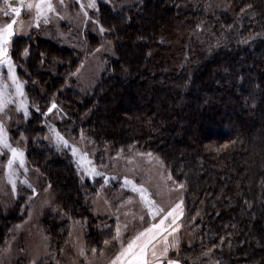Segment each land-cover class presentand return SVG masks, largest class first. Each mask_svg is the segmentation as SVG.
<instances>
[{"label":"trees","instance_id":"trees-1","mask_svg":"<svg viewBox=\"0 0 264 264\" xmlns=\"http://www.w3.org/2000/svg\"><path fill=\"white\" fill-rule=\"evenodd\" d=\"M99 16L117 59L90 95L68 86L81 62L74 50L33 38L12 46L31 107L14 134L27 138V160L60 209L42 221L53 252L74 222L85 223L90 251L112 232L93 214L94 186L45 140L55 104L65 134L152 154L186 187L197 229L188 256L264 264V0H140L119 13L101 5ZM25 217L22 202L0 208V257Z\"/></svg>","mask_w":264,"mask_h":264},{"label":"rangeland","instance_id":"rangeland-1","mask_svg":"<svg viewBox=\"0 0 264 264\" xmlns=\"http://www.w3.org/2000/svg\"><path fill=\"white\" fill-rule=\"evenodd\" d=\"M139 1L63 0L61 3V0H51L55 11L48 13L47 23L45 18H41L39 27H36L35 9L27 7L29 3L35 4L36 0H0V27L13 23L14 34L8 44V56L13 63L12 71L17 82L22 84L24 93L23 96L16 93L8 64L0 63V86L6 85L5 98L11 97L4 110L0 111V122L3 123L8 142L24 154L23 165L20 164L19 157L12 164L11 171L15 180L13 188L8 168V161L13 159L12 154L0 145V208L8 210L22 202L26 209V217L14 228L0 257V264H111L121 249L120 241L126 245L139 232L150 227L152 223L159 222V216L154 220L149 214L139 194L133 190L134 185H143L151 198L165 211L176 203L183 202V215L163 234L167 236L168 243L173 245L166 257L159 256L164 247L162 237L159 238L161 242L156 245L157 255L163 264H167L168 260L178 261V264H219L213 252L200 257L186 254V250L195 245L194 235L197 231L187 213V189L173 180L169 170L157 157L138 151L113 154L109 150L99 149L84 134L78 138L65 134L57 125L64 118L55 104L44 116L45 140L55 150L70 155L81 181L90 182L94 186L96 191L91 198L93 214L106 221L103 228H110L112 232L103 251H90L86 242L85 223L74 222L64 249L59 253L53 252L51 238L42 221L47 214L57 213L60 209L56 205L51 187L43 182L38 171L27 160V138L23 134L18 137L14 134L19 126L29 120L31 112L25 91L26 84L20 79L18 67L12 58L14 41L18 38L43 39L74 50L80 56L81 62L68 86L87 96L97 89L108 74L109 61L117 59L115 45L109 40L100 22V6L106 5L119 13ZM9 4L12 8H20V13L12 12ZM81 4L84 5L83 8ZM89 4H95V7H88ZM21 101L23 108L20 107ZM73 148L77 151L74 152ZM89 169H94L100 175ZM125 178L132 183H126ZM170 219L166 221V227ZM177 225L178 230L173 232L171 229ZM117 229L120 230L119 241L116 239ZM149 259L152 257L149 256Z\"/></svg>","mask_w":264,"mask_h":264},{"label":"snow or ice","instance_id":"snow-or-ice-1","mask_svg":"<svg viewBox=\"0 0 264 264\" xmlns=\"http://www.w3.org/2000/svg\"><path fill=\"white\" fill-rule=\"evenodd\" d=\"M62 2L63 0H61V3ZM8 7L11 8L12 12L16 14H19L21 11L20 8H12L11 4H9ZM27 7L29 9H35L36 27H39V21L41 20V18H45V22L47 23L46 17L48 13L55 11V7L51 3V0H36L35 4L29 3ZM83 7L84 5L81 4V8ZM88 7H95V4H89ZM101 31H103V28H101ZM13 34V23H8L5 26L0 27V63L8 64L12 82L16 88V93L20 96H23L24 93L22 84L17 82V77L12 71L13 63L8 56V44ZM25 52H27V50H25ZM6 87V85L0 86V111H3L8 102L11 100L10 96L7 97V99L5 98L6 94L4 89ZM20 107H24L23 101H21ZM53 107H55V105H53ZM51 110L52 109H49V111ZM26 111L27 110L25 109V114ZM64 143L67 144V141H64ZM0 145H3L4 148L10 150L12 154L13 159L8 161L9 180L13 184V188H15V180L13 179L14 174L11 171L12 164L13 161L17 157H19V162L21 165H23L24 154L22 151H19L18 149L12 147L11 143L8 142L2 122H0ZM73 151L76 152L77 150L73 148ZM84 155L86 156V154ZM89 171L93 172L96 175H100V173L95 172L94 169H89ZM170 178L171 177H169V179ZM125 182L132 183L131 181L127 180V178H125ZM180 187H183V185H180ZM133 190L139 194L143 205L148 209L149 214L153 217V219L155 220L156 217L159 216V222L152 223L150 227L145 228L143 231L139 232L136 236L131 238L126 245L122 241H120L121 249L116 257L111 261V264H163V261L159 258V256L166 257L169 248L173 246L168 243L167 236L163 234L168 232V228H171L172 225H175L176 221L183 215L181 207L183 202L180 201L176 203L172 208L165 211V209L161 205H159L154 199L151 198V194L143 185H134ZM169 218L171 219L168 223V226L166 227L165 224L166 221H169ZM141 219H143V217H141ZM178 227L179 225H177L175 228H172L171 230L175 232L178 230ZM119 231L120 230L117 229L116 239L118 241ZM160 237H162L163 239L164 247L162 251H160L158 256L156 245L161 242V240L159 239ZM105 243H107V241ZM149 256H151L152 259H149ZM167 264H178V261L168 260Z\"/></svg>","mask_w":264,"mask_h":264}]
</instances>
